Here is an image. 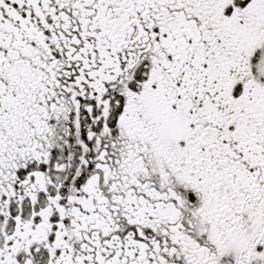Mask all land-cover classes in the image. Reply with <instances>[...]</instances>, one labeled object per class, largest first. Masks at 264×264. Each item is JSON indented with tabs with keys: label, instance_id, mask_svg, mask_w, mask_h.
<instances>
[{
	"label": "snow or ice",
	"instance_id": "1",
	"mask_svg": "<svg viewBox=\"0 0 264 264\" xmlns=\"http://www.w3.org/2000/svg\"><path fill=\"white\" fill-rule=\"evenodd\" d=\"M0 264H264V0H0Z\"/></svg>",
	"mask_w": 264,
	"mask_h": 264
}]
</instances>
